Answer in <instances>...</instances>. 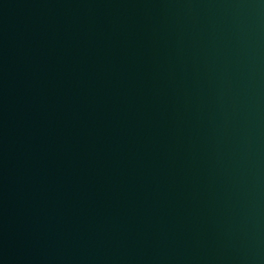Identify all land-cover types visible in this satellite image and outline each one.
I'll return each mask as SVG.
<instances>
[{"label":"water","instance_id":"1","mask_svg":"<svg viewBox=\"0 0 264 264\" xmlns=\"http://www.w3.org/2000/svg\"><path fill=\"white\" fill-rule=\"evenodd\" d=\"M0 264H264V0H0Z\"/></svg>","mask_w":264,"mask_h":264}]
</instances>
